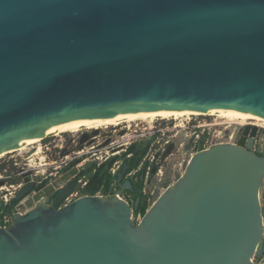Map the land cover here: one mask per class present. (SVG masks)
Masks as SVG:
<instances>
[{"label": "water", "instance_id": "95a60500", "mask_svg": "<svg viewBox=\"0 0 264 264\" xmlns=\"http://www.w3.org/2000/svg\"><path fill=\"white\" fill-rule=\"evenodd\" d=\"M217 109L264 119V0H0V154L81 120ZM249 129L190 151L138 221L139 198L118 197L133 190L127 164L111 196L61 205L67 180L0 226V264H264V154Z\"/></svg>", "mask_w": 264, "mask_h": 264}, {"label": "rangeland", "instance_id": "374dc122", "mask_svg": "<svg viewBox=\"0 0 264 264\" xmlns=\"http://www.w3.org/2000/svg\"><path fill=\"white\" fill-rule=\"evenodd\" d=\"M189 116L190 115L182 116L180 119H185ZM210 118L211 121L215 120L219 123L213 130H216L215 134L220 136L222 134L224 135V132L228 130L237 132L239 123L236 124L235 122L242 121L241 119L221 118L218 116H212ZM256 124L262 127V131H260L259 136L256 138L258 149H262L264 145V123L260 122ZM123 125H127V127L124 128ZM149 125L150 123L147 121H135L130 124L119 125V129L118 126L113 125L97 127L98 129H101L100 132L107 131L111 129V127H113V129L117 128L111 140L114 144L112 145L113 148L108 149L95 147V149L90 150L88 153H85L80 157H75L73 151L76 149V144L79 142L78 138L82 132L86 131V129L61 132L57 135L54 134L47 137L40 142L26 145L15 152L1 156L0 166L4 165L3 171L8 172V174L15 180L19 178L20 172H25L31 173L33 177L37 176L39 179L47 177V179L50 180V183L57 181L62 182L64 176L68 178L72 175L71 171L62 175V171L65 170V167L69 163L74 164V169L78 170L87 163H101L105 161L108 156L112 157L119 151L120 154H122V149H126L131 143L146 142L150 140L149 133H146ZM98 140H102V138L99 137ZM188 141L187 137H185V132L180 131L177 137L172 140V142L175 143V149L172 154L167 156L166 159L164 157L167 149L162 151V146H156L154 148L153 146L155 145H153L154 143L152 142L151 149L147 153V158L151 159L152 156L157 158L161 173L159 176L155 175L153 177L154 182H152V180H146L145 187L147 192H150L154 188L162 190L163 187H165V182H167L165 179L166 173L170 174V182L172 183L174 181L175 173H181L184 170L191 151V148L189 151H186L185 149V145ZM103 142L104 141H101V143ZM79 159H81V161H77ZM12 183L13 182L9 181V179L6 180V182H2L0 188L5 186L6 188H3L4 191L3 193H0V196L7 195V198L9 199L16 196L15 188L10 186Z\"/></svg>", "mask_w": 264, "mask_h": 264}, {"label": "built area", "instance_id": "2783aa9c", "mask_svg": "<svg viewBox=\"0 0 264 264\" xmlns=\"http://www.w3.org/2000/svg\"><path fill=\"white\" fill-rule=\"evenodd\" d=\"M210 117H212V116L211 115H192V116L190 115L189 117H187L185 119H180V117H179V118H166V119L154 120L148 126V128H147L148 130L146 131V133H149V139H153L152 142L154 143L153 145H155V146H153L154 148L156 146H162V151H165L167 146L172 142L173 138L177 137V135L180 131H183V132H185V137H187L188 140H192L191 154H193L197 151L210 148L214 144L225 142V132H224V135L222 134L221 136L215 134L216 130H213V129L219 123L216 122L215 120L211 121ZM135 131H137V130H135ZM78 143L76 144V149H74V151H73L75 157L83 156L85 153H88L90 150H93V149H95V147H97V144H92L90 146H85L83 149L79 150L78 149ZM112 145H114V144L110 143L108 146H106L104 148H108V149L113 148ZM254 148L256 151L261 150V149H258L256 143H255ZM147 156L145 159H147L150 162V164L154 163L158 166V170H157V173L155 175L159 176L161 173V169L158 165L157 158L152 156V158L150 159V158H147ZM119 165H120L119 162L115 163V165L111 169V172L113 174H115L116 171L119 169ZM24 174H27V173L20 172L18 179H20V176H23ZM149 176H150V167L147 169V172H146V179L147 180H149ZM11 178H13V177L10 176L8 174V172L0 170V182L1 183L6 182V180L11 179ZM18 179H16V180H18ZM16 180L10 186L15 188V193L17 194V192L20 190V188H22L23 182L21 180L19 183H17ZM86 183H87V180L85 178L78 179V187L75 188L67 196H65L61 205H66V204L72 202L74 199H76L82 195H86L82 192V189L85 187ZM165 186H167V185H165ZM3 188H6V186L0 188V193H3V191H4ZM163 189L159 190V191H163ZM156 191H157L156 188H154L150 192L146 191L147 194H149V196H150L148 199V202L150 203V205L155 200L154 194ZM94 195H105V194L98 192ZM107 196H111V195H107ZM118 197L127 201L130 204H133V202H134L129 194H125V193L118 194ZM12 198H10V199L7 198V195H1L0 196V202L3 203V208H2V210H0V214H1L0 226H3V227L10 226L13 222V215L15 213L24 214L26 211H28L30 208H32L34 206L30 202H28L26 198H24L20 203L16 204L10 212H4V207L9 204V202ZM261 198H262V200L264 199V197H261ZM141 216L142 215L138 214L136 217L133 216V218L135 221H138L141 218ZM254 261L256 263H264V252L262 253V255L254 258Z\"/></svg>", "mask_w": 264, "mask_h": 264}, {"label": "trees", "instance_id": "16d2710c", "mask_svg": "<svg viewBox=\"0 0 264 264\" xmlns=\"http://www.w3.org/2000/svg\"><path fill=\"white\" fill-rule=\"evenodd\" d=\"M153 139H150L146 142H138L131 143L126 151L121 155H116L112 157H108L105 161L91 162L84 165L79 170H75L76 179L85 178L87 183L85 187L82 189L84 194L94 195L97 193V185H101V193L108 195L113 191V184L117 181V174L122 168L124 162L130 166V170H138L135 176L131 179V183L134 187V191H129L128 194L131 196L133 201L139 198V207L136 211H134V216L136 217L138 214L143 215L146 210L149 208L150 203L148 202L149 194L143 193L142 189L144 187V178L146 176L147 169L150 167V176L149 180H151L155 174L157 173L158 166L156 164H150V162L145 159L147 153L151 149ZM259 155L262 153L257 151ZM81 161V159L77 160ZM120 161L119 169L115 174L111 172V169L115 165V163ZM76 162V161H75ZM71 163H69L65 169L69 168ZM0 170H4V165L0 166ZM9 181L14 182L15 179L11 178ZM21 200H17L13 197L9 204L4 207V212H10L13 207L18 204ZM1 216V214H0Z\"/></svg>", "mask_w": 264, "mask_h": 264}, {"label": "bare ground", "instance_id": "6f19581e", "mask_svg": "<svg viewBox=\"0 0 264 264\" xmlns=\"http://www.w3.org/2000/svg\"><path fill=\"white\" fill-rule=\"evenodd\" d=\"M187 115H211V116H218L221 118L224 117V118H229V119H237V120L241 119L243 121L264 123V119L259 116L251 115V114H248L242 111L224 110V109H217V110H212V111L193 110V111H181V112L128 115V116L105 117V118L91 119V120H81V121H78V122H75V123H72L66 126H62V127L41 133L40 135L14 147L13 149L9 150L7 153L0 154V157L8 153L15 152L26 145L40 142L41 140L47 137H50L54 134L57 135L58 133H61V132H67L70 130H83V129L90 130L93 128L98 129L97 127H102L105 125L119 126L122 124H130L135 121H147L148 123H151L157 119L178 118V117L187 116Z\"/></svg>", "mask_w": 264, "mask_h": 264}, {"label": "flooded vegetation", "instance_id": "af4514ba", "mask_svg": "<svg viewBox=\"0 0 264 264\" xmlns=\"http://www.w3.org/2000/svg\"><path fill=\"white\" fill-rule=\"evenodd\" d=\"M247 122V123H246ZM236 124H238V131L237 132H232V131H230V130H228V131H226L225 132V142H227V143H237L239 140H240V138L242 137V135H243V131H244V129L246 128V127H250V129H249V132L252 130V127H257V130H256V135H255V143H257L256 142V138L259 136V134H260V131H262V127H260L258 124H256V122H252V121H244L243 122V120L242 121H236L235 122ZM123 127L124 128H126L127 127V125H123ZM120 128V126H118V129ZM116 129L117 128H115V129H113V127H111V129H109V130H107V131H104V132H99V134L97 135V139H96V144L98 145V144H100L101 143V141H104L106 138H108V137H110L111 138V140H112V138H113V136H114V133L116 132ZM122 129V128H121ZM127 129H129V128H127ZM125 131V130H124ZM99 137H101L102 138V140H98V138ZM111 143H112V141H111ZM168 147H169V145L167 146V148L166 149H168ZM99 148V147H98ZM118 151V150H117ZM126 151V149H122V152H125ZM173 152V151H172ZM172 152L170 153V154H172ZM259 152H261L262 154H264V145H263V147H262V149L259 151ZM169 154V155H170ZM116 155H121L120 154V151L117 153V154H114V156H116ZM169 155H165V159L167 158V156H169ZM124 164H126L125 162H124ZM124 164H123V166H124ZM128 165V164H127ZM122 166V167H123ZM129 166V165H128ZM74 169V165H72L70 168H67V169H65L64 171H62V175H64V174H67L68 172H72V170ZM121 170V169H120ZM130 170V166H129V168L128 169H126V172H125V175H124V178H123V181L124 180H130V182H131V179L135 176V174L138 172V170L139 169H137V170H131V171H129ZM76 175H71V177H70V179L71 178H75L76 179V177H75ZM165 176H166V181L167 182H165V185H168L169 183H171L170 182V174L169 173H166L165 174ZM20 179L22 180V182H23V186H26L27 184H29V183H31V182H34V185H33V189H32V191L31 192H29V194L25 197L26 199H27V201L28 202H34V204H35V202L39 199V198H41V197H50V199H51V204H53L54 202H55V200H56V198H57V190L59 189V188H61L62 186H64L65 184H66V182H67V180H69V178H67V177H63V180H62V182H60V181H57V182H54V183H50V180H48L47 179V177L46 178H42V179H39V178H37V176L36 177H33V175L31 174V173H27V174H24L23 176H20ZM80 179V178H79ZM154 178H152V182H154V180H153ZM77 180V179H76ZM146 176H145V178H144V184H145V182H146ZM122 181V182H123ZM118 184V183H117ZM132 184V183H131ZM22 186V187H23ZM78 187V180H77V186H76V188ZM132 187H133V185H132ZM96 188H97V193L98 192H100L101 193V185H97L96 186ZM118 188V187H117ZM145 185H144V187H143V189H142V192L144 193V191H145ZM116 190H118V189H116ZM133 191H134V187H133ZM18 193V192H17ZM113 194V193H112ZM15 197V196H14ZM65 198V197H64ZM24 199V198H23ZM22 199V200H23ZM21 200V201H22ZM64 200V199H63ZM20 201V202H21ZM19 202V203H20ZM31 204H33V203H31ZM3 208V207H2ZM2 210V209H1Z\"/></svg>", "mask_w": 264, "mask_h": 264}, {"label": "crops", "instance_id": "0c3cea01", "mask_svg": "<svg viewBox=\"0 0 264 264\" xmlns=\"http://www.w3.org/2000/svg\"><path fill=\"white\" fill-rule=\"evenodd\" d=\"M119 162H120V161H119ZM72 165H74V164L71 163V166H72ZM71 166H70V167H71ZM70 167H69V168H70ZM74 167H75V166H74ZM78 170H79V169H78ZM75 172H77V171H75V169H73L72 172H71L72 175H73V174L76 175ZM116 172H117V171H116ZM70 177H71V176H70ZM70 177H68V178L70 179ZM145 188H146V187H145ZM116 189H118V188H117V181H115V183L113 184V191L111 192V194H108V195H112V193H113ZM128 192H129V191H124L123 193L128 194ZM144 193H147V192H146V189H145ZM106 196H107V195H106ZM31 203H33V205H34V202H31Z\"/></svg>", "mask_w": 264, "mask_h": 264}]
</instances>
